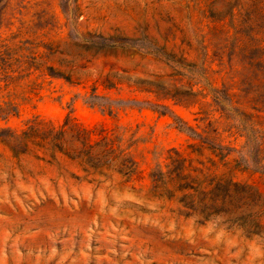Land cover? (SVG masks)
Instances as JSON below:
<instances>
[{
  "label": "rangeland",
  "instance_id": "obj_1",
  "mask_svg": "<svg viewBox=\"0 0 264 264\" xmlns=\"http://www.w3.org/2000/svg\"><path fill=\"white\" fill-rule=\"evenodd\" d=\"M256 2L0 0V130L37 116L59 124L70 113L134 141L141 170L127 182L79 180L31 156L18 160L0 142V264H264V229L250 233L240 211L199 221L183 192L170 197L150 176L168 169L172 148L211 156L191 153L198 139L180 119L199 132L221 121L223 142L245 145L223 131L211 95L190 105L166 95L197 92L190 71L205 76L204 67L213 70L205 93L222 85L230 64L225 54L219 65L217 51H231L240 9ZM91 101H111L114 112ZM239 178L263 182L259 173Z\"/></svg>",
  "mask_w": 264,
  "mask_h": 264
},
{
  "label": "trees",
  "instance_id": "obj_2",
  "mask_svg": "<svg viewBox=\"0 0 264 264\" xmlns=\"http://www.w3.org/2000/svg\"><path fill=\"white\" fill-rule=\"evenodd\" d=\"M256 1L251 7L240 9L238 37L231 51H217L219 65L225 54L230 64L222 85L209 87L205 93L208 87L202 78L213 70L204 67L205 76L190 71L191 89L201 85L197 92L191 90L187 96L166 95L188 105L197 103L200 96L211 95L225 123L223 131L230 136L245 137V145L237 149L232 143H224L220 138L221 121L209 120L203 132H199L180 119L198 139L189 145L191 153L204 157L205 151H209L211 156L194 160L172 148L167 156L168 169L159 165L150 176L154 188L169 193L170 197L183 192L180 201L192 210L189 215H196L199 221L240 211V219L247 222L248 231L260 234L264 229V6L263 0ZM235 59L241 64L238 70L233 67ZM193 65L198 67L196 63ZM91 102L104 111L114 112L111 101ZM159 106L169 109L167 105ZM205 114L207 119L209 113ZM0 142L18 160L31 156L58 166L62 173L79 180L94 182L116 175L127 182L141 173L139 161L132 153L134 141L125 142L124 135L117 130L88 127L70 113L59 124L37 116L22 129H1ZM245 173L251 176L259 173L262 184L240 179V174Z\"/></svg>",
  "mask_w": 264,
  "mask_h": 264
}]
</instances>
